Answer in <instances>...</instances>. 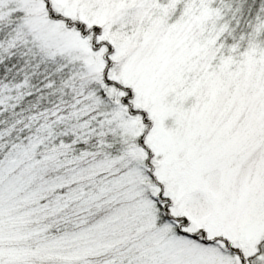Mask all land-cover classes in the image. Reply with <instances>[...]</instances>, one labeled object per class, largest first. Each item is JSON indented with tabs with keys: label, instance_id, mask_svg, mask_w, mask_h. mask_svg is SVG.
I'll use <instances>...</instances> for the list:
<instances>
[{
	"label": "snow or ice",
	"instance_id": "obj_1",
	"mask_svg": "<svg viewBox=\"0 0 264 264\" xmlns=\"http://www.w3.org/2000/svg\"><path fill=\"white\" fill-rule=\"evenodd\" d=\"M0 264H264V0H0Z\"/></svg>",
	"mask_w": 264,
	"mask_h": 264
}]
</instances>
